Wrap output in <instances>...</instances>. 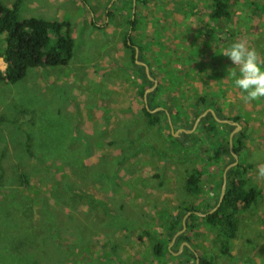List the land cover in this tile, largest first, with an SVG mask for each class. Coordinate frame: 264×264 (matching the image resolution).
<instances>
[{"label":"rangeland","instance_id":"1","mask_svg":"<svg viewBox=\"0 0 264 264\" xmlns=\"http://www.w3.org/2000/svg\"><path fill=\"white\" fill-rule=\"evenodd\" d=\"M1 1L11 6L15 0ZM211 2L138 0L135 8L136 0H23L20 19L69 21L75 47L67 66L29 69L20 82L0 85V264H175L183 252L180 242L169 245L175 256L161 261L153 256L154 245L164 240L160 229L183 207L202 214L214 205L223 186L228 158L219 153L228 130L193 135L196 129L189 141L170 145L162 124L149 130L144 115L122 119L132 109L133 92L143 107L139 72L132 70L129 52H120L125 29L120 26L130 8L138 20L132 40L159 77L157 99L175 110L173 122L188 123L203 94L226 119L241 115L248 135L240 159L254 167L248 181L260 192L257 205L238 213L229 254L222 253L219 227L200 219L191 221L188 248L199 263L206 258L212 264H264V177L257 174L264 164V98L245 103L227 76L234 65L221 55L242 40L264 59V16L254 14V8L264 10V0H238L231 22L222 21L221 33L207 38L199 22L211 27ZM55 41L51 33L50 46ZM200 57L207 61L201 64ZM200 65L214 71L219 83L205 81ZM5 69L0 58V70ZM123 80L128 88L114 90ZM203 84L207 88H198ZM194 170L203 171V178L190 194L185 187ZM20 173L30 180L27 191Z\"/></svg>","mask_w":264,"mask_h":264},{"label":"trees","instance_id":"2","mask_svg":"<svg viewBox=\"0 0 264 264\" xmlns=\"http://www.w3.org/2000/svg\"><path fill=\"white\" fill-rule=\"evenodd\" d=\"M128 1V0H127ZM132 1V0H129ZM137 2L135 4V8H137ZM238 0H212L210 3L211 12L209 16V20L212 22L211 27L210 22L200 21L199 22V30L205 32L204 35L207 38H212V34L217 32L221 33L222 28L219 30V25L222 21L226 23H230L233 17V8L237 5ZM23 0H15L11 6L5 5L0 0V36H5L4 40L6 43V48L4 51L0 52V58L6 64V69L4 71L0 70V85H14L21 80H23L27 76V72L29 69H39V68H47V67H59V66H67L73 58V51L75 47V41L72 35V25L69 21H47L41 18H28L25 20L20 19L19 13L22 8ZM254 14L264 16V10H260L259 8H254ZM138 25V20L136 19V15L134 19H132V13L130 8V13L128 15L127 23H122L120 27H124V31L120 34L122 36V42L124 44V48L130 54V62L132 64L133 71L139 72L136 76L141 80L142 88L140 89V97L142 100L144 99L145 90L150 87H155L154 91L147 95V103L148 105H143L141 111L145 116V128H159L160 124L163 127H166L169 131L167 136V141L170 145H178L181 144L182 140L189 141V136L187 133H182L180 138H176L174 136L175 131L178 128H182L184 130L190 131L196 119L205 111L209 109H213L215 115L211 112L203 117L200 122L197 130L193 133L196 135L198 133L203 134H211L214 132L215 127H221L222 129L228 130L226 133L230 135L232 132L231 129H235V126L230 123H221L219 120H230L226 119L225 116L222 115L220 109L214 107V104L208 102L207 96L203 94L200 95L192 108V118L181 126H177L173 122L172 114L173 110L170 108L161 109L157 112H153L156 108L162 107V105L154 104L153 99L155 95L159 92V86H154L156 82V76L153 74V71L150 69V64L146 65L149 67V75L145 71V67L143 65L137 64L136 61L143 62L142 47L139 45H135L133 39V33L136 31ZM264 27V26H263ZM126 29L129 30L124 34ZM198 30V31H199ZM51 33H53L56 37V41L53 46L51 44ZM218 33V34H219ZM225 33H229L228 30H225ZM124 34V35H123ZM136 48L138 50V58L136 59ZM161 51V49H160ZM202 62L207 61L206 59L200 57L199 59ZM194 62V61H193ZM204 68L206 66L200 65V68L197 70L205 71ZM208 71V78L218 81L220 77L218 75H214V71ZM149 77L153 78V80L149 79ZM202 88H207L205 84L201 85ZM203 106L201 109L200 107ZM169 116V118H168ZM231 122H236L242 126V116L233 117ZM33 124V123H32ZM173 128V132L171 129ZM242 130L236 133L233 136V152L238 157V164L235 167H232L227 173V185H226V193L222 204L212 214H208L211 210H213L218 204L219 197L221 194V186L219 187L218 197L215 200L214 205L210 206L206 211L202 212V214H208L205 217H200L196 214L198 210L195 207H183L177 213L171 215L169 217L168 225L162 227L160 229V233L162 234V238L164 240L158 241L154 247L152 248L153 256L156 260L161 261L162 259L167 258L168 256H175L174 250L176 244L178 242L185 243L190 242L189 233L192 234L193 226L191 225L192 220L200 219L204 221L207 225L219 227V236L221 237V250L224 255L229 254L230 247L229 242L233 238L236 237L238 227H239V217L238 213L241 209L246 210L250 209L257 205L258 200L260 198V192L255 188L251 187L248 181V174L254 168L251 164H243L241 162V154L246 148V139L248 138L246 127L242 126ZM201 129V130H200ZM200 130V131H199ZM231 131V132H230ZM31 133H29L27 139L31 141ZM186 141V144L188 142ZM221 153L224 157H227L226 163L223 167L222 173L225 169L234 163L235 159L230 152L229 149V137L222 138ZM186 145H184L185 147ZM27 152L30 157H35L33 150L30 149L31 146L29 144L26 145ZM1 167V166H0ZM203 178L202 173L199 170H194L189 174V177L186 181L185 191L187 193L196 192L199 190L200 180ZM2 179V175H0V180ZM20 185L23 188V191H27V187L29 186V178L24 173L19 174ZM220 183H223V175L220 177ZM0 188H4V185L0 182ZM11 195V193H9ZM8 192L6 191V194ZM25 204V202H24ZM100 205L99 203H97ZM26 205V204H25ZM24 205V206H25ZM25 208H29L25 206ZM108 210V209H107ZM187 213H191L186 220V233L180 234L179 237L175 240L174 248L170 250L169 245L175 236L182 227V220ZM150 238H152L150 233H146ZM187 242V243H188ZM178 251V250H177ZM177 253V252H176ZM196 254L194 251L188 247H184L181 255L176 258L177 261L175 264H196ZM165 264V263H164ZM167 264V263H166ZM200 264H212L206 258H200Z\"/></svg>","mask_w":264,"mask_h":264},{"label":"clouds","instance_id":"3","mask_svg":"<svg viewBox=\"0 0 264 264\" xmlns=\"http://www.w3.org/2000/svg\"><path fill=\"white\" fill-rule=\"evenodd\" d=\"M221 55L234 65L232 68L235 70L227 72V76L232 79L234 88L243 94L244 102L264 98V59L260 53L246 42L238 40L224 48ZM257 174L264 177V164L258 165Z\"/></svg>","mask_w":264,"mask_h":264},{"label":"water","instance_id":"4","mask_svg":"<svg viewBox=\"0 0 264 264\" xmlns=\"http://www.w3.org/2000/svg\"><path fill=\"white\" fill-rule=\"evenodd\" d=\"M135 57H136V59L138 58V50H137V48H136V55H135ZM136 62H137V64L143 65V66L145 67V71H146V73L149 75V67H148L146 64L142 63V62H139V61H136ZM149 79L153 80L151 77H149ZM154 86H156V83H155ZM151 90H152V89L146 91V93L144 94V96H145L144 98H145V99H146L147 93H149ZM145 101H146V100H145ZM161 109H162V108H158V110H161ZM208 112H211L213 115H215V113H214L212 110H207L206 112H204L202 115H200V116L196 119L195 124H194V126H193V129H192L191 131H185V130H183V129L180 130V131H183V132H185V133H192V132L195 130V128L197 127V125L199 124L200 120H201V119H202V118H203ZM168 118H169V116H168ZM217 121H218V122H221V123H231L232 125L235 126L234 131L231 132V133H230V136H229V149H230V152L232 153V155H233L235 161H234V163H232L231 165H229V166L225 169L224 174H223V186H222V188H221V194H220V197H219L218 204H217L216 207H215L213 210H211L208 214H212V213H214L215 211H217L218 208L220 207V205L222 204V201H223L224 196H225V193H226L227 173H228V171H229L232 167H235V166L238 164V157H237V155L233 152V136H234L236 133H238V131L241 129V126H240L238 123H236V122H231V121H229V120H219V119H217ZM175 135H177V134L174 133V136H175ZM196 214L199 215V216H201V217H205L206 215H208V214H199V213H196ZM189 215H190V213H187L186 216L184 217V219H183V227H182V229L180 230V232L176 233V235L173 237L172 242H171V244H170V247L173 246V244H174L175 240L177 239V237H178L180 234H182V233H184V232L186 231L187 225H186L185 221H186V218H188ZM185 246H186V247H190L188 243H186V242L183 243V244L180 246L179 253H181V252L183 251V249H184ZM196 262H197V264H199V258H198V257L196 258Z\"/></svg>","mask_w":264,"mask_h":264},{"label":"crops","instance_id":"5","mask_svg":"<svg viewBox=\"0 0 264 264\" xmlns=\"http://www.w3.org/2000/svg\"><path fill=\"white\" fill-rule=\"evenodd\" d=\"M68 1H70V0H68ZM93 15H94V13H93ZM92 15V16H93ZM50 21H52V20H50ZM120 49V48H119ZM125 48H123L120 52L121 53H123L125 50H124ZM205 69V71H202L201 70V75H203L204 77H203V79L205 80V79H207V80H209V78H208V71H207V68H204ZM132 70H133V68H132ZM114 75V74H113ZM160 75V74H159ZM158 75V76H159ZM157 80H156V82H157V86H159V77H157L156 78ZM125 80V79H124ZM123 80V81H124ZM195 81H197V78H196V80ZM206 81V80H205ZM125 82V85H123V83ZM122 84H121V82L119 81V83H117L116 84V86L114 87V84H113V88H114V90H116V91H118V90H122V89H126V88H128V82L127 81H124ZM196 85H197V83H196ZM202 86H198V88H201ZM224 87V86H223ZM175 88V87H174ZM148 89V88H147ZM147 89H146V91H147ZM134 95H135V93L133 92L130 96V98H128V103L129 104H131V111H130V109H129V106L127 105V103H123L124 104V108L126 109V111L129 109V115L125 112L124 114H123V118L122 119H124L123 121H125V120H128V119H134L135 117L136 118H140V117H144L143 116V114H142V112H141V105H140V102H139V100L138 99H136V102H135V100H134ZM138 100V101H137ZM153 103L154 104H159V103H161V104H163V105H165L166 103L165 102H161L160 101V98H158L157 99V94L155 95V97H154V99H153ZM159 108H162V109H164V106H162V107H159ZM168 108H170V109H172L171 107H170V105L168 104ZM173 113H175V110L173 111ZM110 115H112L113 117L115 116V112L113 111V109H112V111L109 113ZM136 114V115H135ZM176 114V113H175ZM186 121V120H185ZM146 123V122H145ZM85 125H88L87 123L85 124ZM154 128H150L149 130H153ZM180 130H182V128H178L176 131H175V133L177 134V135H175L176 137L177 136H179V135H181L182 133H185V132H183V131H180ZM259 131V130H258ZM188 135H190L189 133H187ZM153 138H156V136L155 135H153ZM258 142H262V140H258ZM263 149H261V151H262ZM212 169V168H211ZM211 173H212V171H211ZM214 180H215V177L213 178ZM218 181L216 182V184H214V186L215 187H217L218 185ZM213 190H214V188H213Z\"/></svg>","mask_w":264,"mask_h":264},{"label":"flooded vegetation","instance_id":"6","mask_svg":"<svg viewBox=\"0 0 264 264\" xmlns=\"http://www.w3.org/2000/svg\"><path fill=\"white\" fill-rule=\"evenodd\" d=\"M142 63H143V62H142ZM144 64H145V63H144ZM149 71H150V70H149ZM156 85H157V83H156ZM154 88H155V87L152 86V87L148 88L147 91L150 90V89H152V90L149 92V93H151L152 91L155 90ZM145 93H146V90H145ZM149 93H147V95H148ZM144 97H145V96H144ZM145 100H146V101H145ZM142 101H143V105H145V106L148 105V103H147V96H146V99L144 98ZM158 108H159V107H158ZM158 108H156L153 112H157V111H159ZM190 214H191V213H190ZM189 216H190V215H189ZM186 220H187V218H186ZM185 223H186V221H185ZM179 232H180V231H179ZM182 244H183V243H182Z\"/></svg>","mask_w":264,"mask_h":264},{"label":"bare ground","instance_id":"7","mask_svg":"<svg viewBox=\"0 0 264 264\" xmlns=\"http://www.w3.org/2000/svg\"><path fill=\"white\" fill-rule=\"evenodd\" d=\"M152 79H153V78H152ZM209 110H210V109H209ZM205 112H206V111H205ZM202 114H203V113H202ZM202 114H201V115H202ZM207 114H208V113H207ZM207 114H206V115H207ZM206 115H205V116H206ZM205 116H204V117H205ZM198 126H199V124L197 125V127L195 128V130L198 128ZM240 126H241V125H240ZM241 128H242V126H241ZM240 130H241V129H240ZM240 130H239V131H240ZM239 131H238V132H239ZM186 229H187V228H186ZM183 234H184V233H183ZM186 243H187V242H186ZM196 264H197V262H196ZM199 264H200V263H199Z\"/></svg>","mask_w":264,"mask_h":264}]
</instances>
